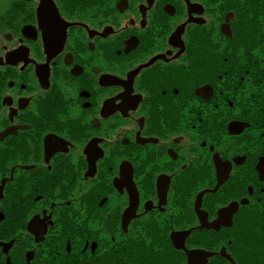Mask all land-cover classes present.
I'll list each match as a JSON object with an SVG mask.
<instances>
[{
  "label": "flooded vegetation",
  "instance_id": "1",
  "mask_svg": "<svg viewBox=\"0 0 264 264\" xmlns=\"http://www.w3.org/2000/svg\"><path fill=\"white\" fill-rule=\"evenodd\" d=\"M0 264H264V0H0Z\"/></svg>",
  "mask_w": 264,
  "mask_h": 264
}]
</instances>
